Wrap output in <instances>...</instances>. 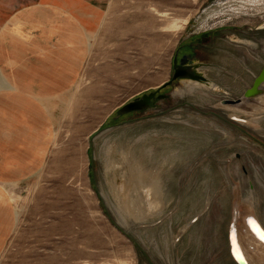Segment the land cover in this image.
<instances>
[{"label": "rangeland", "instance_id": "rangeland-1", "mask_svg": "<svg viewBox=\"0 0 264 264\" xmlns=\"http://www.w3.org/2000/svg\"><path fill=\"white\" fill-rule=\"evenodd\" d=\"M180 48L209 63L208 80L117 116L171 79ZM263 64L264 0H111L78 86L91 95L62 114L61 176L29 191L0 264H238L231 221L250 209L264 225V92L243 102L250 110L222 99ZM136 189L139 217L119 210Z\"/></svg>", "mask_w": 264, "mask_h": 264}, {"label": "crops", "instance_id": "crops-1", "mask_svg": "<svg viewBox=\"0 0 264 264\" xmlns=\"http://www.w3.org/2000/svg\"><path fill=\"white\" fill-rule=\"evenodd\" d=\"M110 2L0 0V253L29 191L61 176L62 114L82 111L91 95L78 86Z\"/></svg>", "mask_w": 264, "mask_h": 264}, {"label": "water", "instance_id": "water-1", "mask_svg": "<svg viewBox=\"0 0 264 264\" xmlns=\"http://www.w3.org/2000/svg\"><path fill=\"white\" fill-rule=\"evenodd\" d=\"M197 65H198L197 62L189 61L188 59H186L184 57L180 60V63H177V56H175V58H174V72L172 74L171 79L161 83L154 90L149 91L147 93H143L139 97H136L133 100H131V101L123 104L122 106L118 107V109L116 110L117 116H122V115L130 113V112H144L150 108L156 107L162 101H169L172 98L171 92H161V90L168 85H173V88H174L175 84L173 83V80H178V82L180 79H184V78H195V79L205 80L206 77L204 75L200 74V72H198V70H196ZM263 80H264V64L262 65V67L259 70V72L257 73V75L254 77L251 85L244 89L243 94L241 96H238V97L233 98V99H222V101L225 103H232L235 105L243 104L244 98H253L258 93H260L262 91L261 83L263 82ZM189 104H192V103H189ZM124 122L125 121H123L122 123H124ZM91 156L93 159L94 155H93L92 150H91ZM97 193L100 197V192H97ZM237 207H239V206L237 205ZM104 208L106 210L105 206H104ZM244 209H246V208H244ZM240 210H241V212H243V209H240ZM233 218H234V216H232V220H233ZM236 223H237L236 225L238 227L237 235H239L240 230H241L240 227H242V221H241L240 217L236 218ZM231 224H232V221L230 223V228H231ZM257 231L262 237H264V231L262 229H257ZM242 233L245 235L244 232H242ZM228 237H229V242H230V229H229ZM230 245H231V242H230ZM230 251H231L233 258L235 259V261L238 264H248L243 256H241V255L236 256L233 253L232 246L230 248Z\"/></svg>", "mask_w": 264, "mask_h": 264}, {"label": "bare ground", "instance_id": "bare-ground-1", "mask_svg": "<svg viewBox=\"0 0 264 264\" xmlns=\"http://www.w3.org/2000/svg\"><path fill=\"white\" fill-rule=\"evenodd\" d=\"M196 69L200 73L205 75L202 71H200L198 69V67ZM181 80H184V81H187V80L207 81L208 78H207V80L195 79V78H184V79H180L179 82ZM174 88H175V85H174ZM262 92H264L263 88H262V91L260 93H262ZM260 93H258V94H260ZM171 95H172V92H171ZM172 97H173V95H172ZM248 99L250 100L251 98H244L243 102H247ZM233 105L236 106L235 104H233ZM239 106H242L243 108L248 109V105H246V104H241ZM102 149H103V147H102ZM134 192H135V205L131 206L132 209H124L125 208L124 207L123 209H119V210L122 211L124 214L129 213L128 215H130L131 212H133L134 217H135V215H136V217H139L144 210L142 208L138 209V204H137L136 198H137V192H139V190L136 189V190H134ZM243 201L247 202L250 206H252L251 203L253 202V198H251V196H249L248 198L244 197ZM148 207H149V210H147V212L149 211V213H151V211H153V210H150V209H153V208H150V205H148ZM240 215L242 216V220H243L242 227H240L241 228L240 233H239V235H237V229H238V227L236 225L237 223H236V220L233 221L232 230L230 232V242H231L230 248L232 246L233 253L236 256H238V255L243 256L248 264H258V263L253 262L251 260V257L248 255L246 248L250 247V248L257 249L258 244H261L264 246V238H262V236L257 231V229H262L264 231V227L261 224V222L258 220V217L255 215V213L252 210H250V209L243 210V212H241ZM238 216L239 215L237 214V217ZM241 231L244 232L245 235Z\"/></svg>", "mask_w": 264, "mask_h": 264}, {"label": "flooded vegetation", "instance_id": "flooded-vegetation-1", "mask_svg": "<svg viewBox=\"0 0 264 264\" xmlns=\"http://www.w3.org/2000/svg\"><path fill=\"white\" fill-rule=\"evenodd\" d=\"M191 46H193V45H191ZM189 48H190V46H189ZM192 51V50H191ZM191 51H186V50H183L182 48H180V49H178L175 53H174V57H173V59H172V74H173V72H174V58H175V56H177V63H180V60L184 57V58H186V59H188L189 61H193V62H197L198 63V65H197V67H198V69H199V67L201 66V65H204V64H209V63H207L206 61H202V60H200V59H198V58H193V57H190L192 54H190L191 53ZM211 65V64H210ZM197 70V69H196ZM199 72V71H198ZM172 74H171V77H172ZM200 74H202V73H200ZM203 75V74H202ZM205 76V75H204ZM206 77V76H205ZM203 80V79H202ZM205 80H207V77L205 78ZM191 81H198V82H206V81H201V80H191ZM178 82V80H173V83L175 84V83H177ZM170 88V89H172L173 88V85H168V86H166L165 88H163L162 90H161V92H165L164 90L166 89V88ZM264 87V86H263ZM167 92V91H166ZM262 100L261 99H256L254 102H258L259 103V106L260 105H263L262 103H264V100H263V102L262 103H260ZM261 107V106H260ZM248 110H250V107L248 108ZM139 205V204H138ZM141 206V205H140Z\"/></svg>", "mask_w": 264, "mask_h": 264}, {"label": "snow or ice", "instance_id": "snow-or-ice-1", "mask_svg": "<svg viewBox=\"0 0 264 264\" xmlns=\"http://www.w3.org/2000/svg\"><path fill=\"white\" fill-rule=\"evenodd\" d=\"M262 238H264V237H262Z\"/></svg>", "mask_w": 264, "mask_h": 264}]
</instances>
